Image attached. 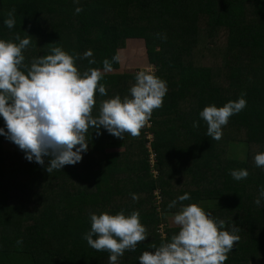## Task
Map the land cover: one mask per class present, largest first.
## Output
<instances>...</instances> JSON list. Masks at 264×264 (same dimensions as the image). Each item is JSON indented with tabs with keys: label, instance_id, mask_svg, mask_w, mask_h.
I'll return each instance as SVG.
<instances>
[{
	"label": "trees",
	"instance_id": "1",
	"mask_svg": "<svg viewBox=\"0 0 264 264\" xmlns=\"http://www.w3.org/2000/svg\"><path fill=\"white\" fill-rule=\"evenodd\" d=\"M12 9L15 26L9 29L4 20ZM26 34L25 64L51 54V47L81 57L91 50L92 57L76 61L81 72L102 69L128 41H141L168 91L138 138L90 128L82 160L51 173L45 170L49 157L43 166L29 162L22 151H6L10 141L0 136V264H107L109 253L83 239L89 213L122 210L139 211L148 238L119 264H139L149 244L159 246L178 232L166 218L180 203L168 205L185 193L191 199L183 204L198 203L225 221L226 230L239 228L225 264L264 261V200L254 203L264 187V168L254 162L264 152V0H0V39L15 42ZM112 66L101 80L108 95L96 94L94 116L102 100L128 95L135 83V75L120 73V59ZM241 93L247 107L229 119L222 139L207 136L199 113ZM0 128L7 131L2 117ZM232 143L246 144L243 159L230 155ZM241 168L249 175L236 181L229 172Z\"/></svg>",
	"mask_w": 264,
	"mask_h": 264
},
{
	"label": "clouds",
	"instance_id": "2",
	"mask_svg": "<svg viewBox=\"0 0 264 264\" xmlns=\"http://www.w3.org/2000/svg\"><path fill=\"white\" fill-rule=\"evenodd\" d=\"M78 2V0H77ZM83 11L75 9L76 14ZM4 25L15 26V9L7 14ZM161 34L157 33L159 37ZM166 38V37H165ZM31 37L19 35L14 41L0 39V117L5 136L25 153V159L44 165L49 157L47 173L61 170L66 165H75L88 150L86 136L90 128L100 135L101 127L110 135L125 139V134L138 138L149 123L152 113L163 107L167 94V82L159 78L150 67L138 71L129 94H119L100 102L98 115H93L96 94L107 96V89L101 80L105 73L113 71V63L103 60V68H89L81 72L76 66L78 59L93 56L91 50L83 57L71 55L62 47H51L47 55L33 58L30 66L25 64L24 50L30 45ZM95 59H89L94 64ZM246 93L235 101H228L222 107L215 104L205 106L199 117L206 122L207 136L219 141L223 128L229 119L247 107ZM198 128L199 122L194 121ZM256 167L264 168V152L254 156ZM229 174L236 181L247 179V169H232ZM132 199L138 200L136 194ZM185 193L169 203L172 209L180 203L173 215L178 232L159 246L149 244L152 250H145L138 257L139 264H225L228 254L239 242V228L225 229V221L218 220L206 212L198 203L183 204L190 200ZM264 187L254 203L262 206ZM90 230L83 239L97 252H108L107 264H119V258L126 251H135L137 245L148 238L147 228L141 223L139 211L125 214L89 213ZM18 240L17 244H22Z\"/></svg>",
	"mask_w": 264,
	"mask_h": 264
},
{
	"label": "rangeland",
	"instance_id": "3",
	"mask_svg": "<svg viewBox=\"0 0 264 264\" xmlns=\"http://www.w3.org/2000/svg\"><path fill=\"white\" fill-rule=\"evenodd\" d=\"M138 44L140 45V48H138V47L132 48L131 53L130 52H121V51L118 53L119 59H120V64L122 67V69L120 70V73L133 76V75H136V73L138 71L145 70V69L151 67L149 64V61H148L147 53L144 50L145 43H143V44L138 43ZM140 51H142V52L140 53ZM155 74H157V71H155ZM148 138L151 139V136H149ZM147 147H150L149 143L147 144ZM246 147H247L246 144L242 145V144L232 143L230 146V155H234L238 159H243L246 156V150H247ZM4 148L8 152L21 151L18 148V146H16L12 142H10V143L6 142L4 144ZM119 149H123V148H116V149L114 148L113 150H119ZM174 214L175 213H173V215ZM173 215H170L166 218L168 220L169 224L173 223V220H172ZM172 225H174L175 227H178L174 223ZM252 264H264V261L253 262Z\"/></svg>",
	"mask_w": 264,
	"mask_h": 264
},
{
	"label": "crops",
	"instance_id": "4",
	"mask_svg": "<svg viewBox=\"0 0 264 264\" xmlns=\"http://www.w3.org/2000/svg\"><path fill=\"white\" fill-rule=\"evenodd\" d=\"M138 43L141 44L143 42H141V41H134V40L128 41V43H127V49L124 50V51H121V52H130L131 53L132 48H136V47L140 48V45ZM141 52L142 51H140V53ZM121 69H122V67H121Z\"/></svg>",
	"mask_w": 264,
	"mask_h": 264
},
{
	"label": "bare ground",
	"instance_id": "5",
	"mask_svg": "<svg viewBox=\"0 0 264 264\" xmlns=\"http://www.w3.org/2000/svg\"><path fill=\"white\" fill-rule=\"evenodd\" d=\"M151 136V139H150V142H152L154 140V135L152 134H149L148 137ZM150 144V147H149V150L151 151V153H153L154 155L151 156V163L155 164L156 163V160H155V153L152 151V146H151V143Z\"/></svg>",
	"mask_w": 264,
	"mask_h": 264
},
{
	"label": "built area",
	"instance_id": "6",
	"mask_svg": "<svg viewBox=\"0 0 264 264\" xmlns=\"http://www.w3.org/2000/svg\"><path fill=\"white\" fill-rule=\"evenodd\" d=\"M153 70H155L154 68H152ZM156 71V70H155ZM149 126H151V123H148Z\"/></svg>",
	"mask_w": 264,
	"mask_h": 264
}]
</instances>
